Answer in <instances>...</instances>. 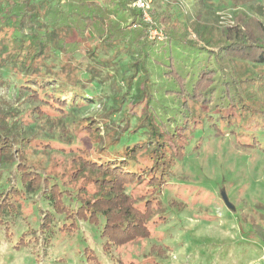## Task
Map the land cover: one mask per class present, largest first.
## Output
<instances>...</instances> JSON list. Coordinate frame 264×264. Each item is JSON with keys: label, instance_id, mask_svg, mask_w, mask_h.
Wrapping results in <instances>:
<instances>
[{"label": "rangeland", "instance_id": "374dc122", "mask_svg": "<svg viewBox=\"0 0 264 264\" xmlns=\"http://www.w3.org/2000/svg\"><path fill=\"white\" fill-rule=\"evenodd\" d=\"M239 11L260 21L256 17L264 14V0H240L235 5L232 0H152L148 13L151 22L143 18L142 22L146 24L143 32L147 41L157 43L152 51L160 64L151 63L148 69L149 79L159 88L153 92L156 88L152 87V98L164 107L159 109L158 121L171 116L170 108H175L163 95L168 84L160 75L168 65L169 49L181 74L197 73L194 67L211 69L213 59L209 62L208 58L224 43L222 33L234 26V14ZM152 14H168L171 22L183 20L185 40L176 46H165L168 24L156 23ZM200 32L206 40L199 37ZM173 35L177 37L180 31ZM86 44L89 43L86 41L83 51H79L81 57L88 55ZM199 47L205 49L200 54L196 52ZM95 53L96 58L84 68L91 63L99 70L97 77L82 88L84 101L77 104L71 95L68 97L63 113L43 101L49 100L46 95L27 99L28 94H35L27 89L32 86L23 83L15 71L0 67V111L14 115L8 126L15 124L16 132L20 130L52 146V151L29 148L30 173L23 181L15 169L17 163L0 165V199L6 198L10 205L0 218V264H93L86 258L89 251L98 264H264V245L258 235L264 233V64L251 61L228 62L226 74H233L237 81L251 80L241 104L234 109L214 113L203 102L190 103V120L198 122V130L185 145L182 158H171L163 187L154 189L149 184L151 176L144 177L142 173L128 186L126 194L133 196L140 209L146 199L150 203L156 199L163 202L166 222L154 231L152 227L150 240L136 248L109 246L111 250L106 253L99 225L76 220L74 231L65 227L61 230L71 223L79 205L77 188L90 189L84 176L71 177L80 165L78 156L83 152L82 156L91 159L125 157V146L149 139L144 117L140 128L133 126L134 119L126 122L132 99H126L120 112L115 111L111 101L123 93L120 78L133 72L134 58L127 51L115 57L110 50L98 48ZM162 56L165 60L160 59ZM56 87L53 83L49 89ZM206 116H212L215 126L209 125L211 121ZM86 119L92 120L91 126L96 123L98 132L80 128L89 123ZM110 130H115L116 136ZM141 161L137 159L136 164ZM29 183L32 190H27Z\"/></svg>", "mask_w": 264, "mask_h": 264}, {"label": "trees", "instance_id": "16d2710c", "mask_svg": "<svg viewBox=\"0 0 264 264\" xmlns=\"http://www.w3.org/2000/svg\"><path fill=\"white\" fill-rule=\"evenodd\" d=\"M134 1L0 0V67L15 71L21 75L23 83H29L33 87L26 86L29 91L33 90L35 93L28 94L27 99L34 97L37 100L40 95H46L49 100L43 101L63 113L68 97L71 95V100L77 104L81 100L84 101L82 88L97 77L99 70L91 63L89 67L84 68L89 64V60L96 58V49L100 48L104 52L110 50L112 57L121 51H127L134 58L131 65L133 72L120 78L124 87L123 93L115 95L111 101L115 111L120 112V107L126 99H132L126 122L134 119L133 126L140 128L144 117L149 139L143 144L136 143L131 147H124V156L134 158V161L129 163L125 157L91 159L82 156L83 152L78 156L80 165L71 177L84 176V180L90 183V189L84 186L77 188L79 205L70 218L71 223L61 228L74 231L76 220L99 225L100 238L103 239L102 248L106 253L111 250L109 246H142L140 243L150 240L153 231L166 222L161 200L156 199L150 203V199H146L140 209L133 196L126 194V190L129 185L139 180V173L144 177L151 176L149 184L156 190L166 183L168 171L172 166L169 164L171 158H182L185 145L193 136V132L198 130L195 127L198 122L190 120V103L203 102L205 108L209 107L214 113L234 109L245 97L251 80L248 78L237 81L233 74H226L228 62L239 59L264 64V14H258L256 18L260 19L259 21L248 17L244 12H235L234 26L226 28L222 33L224 43L215 52H211L208 58L209 62L213 59L211 69L206 68L203 71L200 67H194L197 73L187 71L181 74L173 64V51L169 49L168 65L160 75L164 76L168 84L163 95L169 97L175 105L176 115L175 108H170L171 116L160 122L157 120V114L162 105L156 104L152 98L150 90L152 87L154 89L156 84L149 79L151 71L148 69L151 63L158 66L160 64L159 58L157 60L152 51L157 43L147 41L143 32L146 29V24L142 22L143 13L132 6ZM236 1L240 3V0ZM236 1L232 0V4L235 5ZM152 16L156 23L162 21L168 24V44L165 43V46H176L185 40L183 20L171 22L168 14ZM177 30L180 35L174 37L173 34ZM199 37L206 40L202 32ZM86 41L89 43L86 44L88 55L81 57L79 51H83ZM204 50L199 47L196 52L200 54ZM162 57L160 59L165 60V56ZM83 74L85 81L81 80ZM53 83H56L57 87L49 89ZM155 88L157 90L153 92H158L159 88ZM53 91L56 93L53 94ZM29 109L28 111L32 112L33 109ZM222 117L220 113L219 118ZM12 118L14 115L11 112L0 111V165L17 163L15 169L22 174L23 181L30 173L27 159L29 148L52 151V146L32 135L21 134L20 130L16 132L15 124L8 126ZM207 118L211 121L212 116ZM85 121L89 123L80 128L98 132L95 122L94 126H91V119ZM209 125L215 126L212 121ZM109 132L116 136L115 130ZM115 136L111 135L112 141H115ZM137 159H141L142 164H136ZM75 162L78 163L77 160ZM26 187L27 190H32L31 183ZM8 206L10 205L6 198L5 201L0 199V218L6 214ZM258 235L264 245V233ZM86 255L93 264H98L90 251L86 252Z\"/></svg>", "mask_w": 264, "mask_h": 264}, {"label": "built area", "instance_id": "2783aa9c", "mask_svg": "<svg viewBox=\"0 0 264 264\" xmlns=\"http://www.w3.org/2000/svg\"><path fill=\"white\" fill-rule=\"evenodd\" d=\"M151 2L152 0H135L134 3H133V7L140 10L142 13H143V21L144 22H148L149 20V23L151 22V19L149 18V11H150V6H151ZM159 35H157L158 37L161 38V32H158Z\"/></svg>", "mask_w": 264, "mask_h": 264}, {"label": "water", "instance_id": "95a60500", "mask_svg": "<svg viewBox=\"0 0 264 264\" xmlns=\"http://www.w3.org/2000/svg\"><path fill=\"white\" fill-rule=\"evenodd\" d=\"M222 200L227 204L226 198L222 195Z\"/></svg>", "mask_w": 264, "mask_h": 264}]
</instances>
